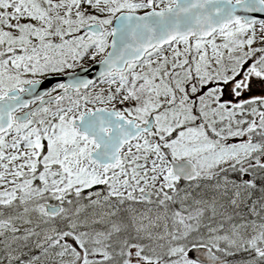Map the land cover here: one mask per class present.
Here are the masks:
<instances>
[{
  "label": "snow or ice",
  "instance_id": "1",
  "mask_svg": "<svg viewBox=\"0 0 264 264\" xmlns=\"http://www.w3.org/2000/svg\"><path fill=\"white\" fill-rule=\"evenodd\" d=\"M0 264H264V0H0Z\"/></svg>",
  "mask_w": 264,
  "mask_h": 264
}]
</instances>
